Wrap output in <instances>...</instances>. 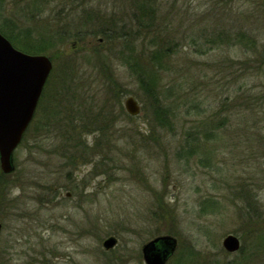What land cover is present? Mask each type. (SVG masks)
Listing matches in <instances>:
<instances>
[{
    "label": "rangeland",
    "instance_id": "1",
    "mask_svg": "<svg viewBox=\"0 0 264 264\" xmlns=\"http://www.w3.org/2000/svg\"><path fill=\"white\" fill-rule=\"evenodd\" d=\"M154 1L149 25L185 47L163 71L171 129L157 125L152 101L114 55L118 42L100 32L112 23L136 29L133 0H3L1 24L29 15L28 5L36 16L21 25L48 40L38 53L52 62L35 112L42 126L70 87L91 88L97 104L117 102L100 114L114 119L107 130L100 120L84 132L87 161L68 165L66 141L35 124L14 151L15 171L0 167V264H145L144 245L163 235L178 243L166 264H264L263 251L250 252L260 246L252 223L264 220V0ZM187 130L197 138L189 147ZM228 234L241 238L240 251L224 249ZM110 236L118 241L107 249Z\"/></svg>",
    "mask_w": 264,
    "mask_h": 264
},
{
    "label": "trees",
    "instance_id": "2",
    "mask_svg": "<svg viewBox=\"0 0 264 264\" xmlns=\"http://www.w3.org/2000/svg\"><path fill=\"white\" fill-rule=\"evenodd\" d=\"M152 1L155 2L154 0H133L134 5L136 7H140L137 14H135L136 16L132 18V22H134V24L138 22L137 25L139 26H136V29H134V26H132L131 24H127V27H118L119 25L117 23H112V25L110 26L116 27L115 29H111L109 24H107L108 26L107 28H105L106 30L100 29V32L108 39V41L118 42L119 46L116 54L114 55L116 57L118 56L122 64H124L131 70L132 76L136 79L139 88L143 90L145 94H147L146 96L152 101L153 112L155 114L157 125L171 129L173 125V119L176 118L175 114H170V104H162V102L160 101V98H162L163 96L167 98L166 94H164V88L166 86L162 87L161 84L164 79L163 71L170 70L173 67V65L171 64L173 58L172 55L174 53H179V51H182L183 49H185V47L181 45L177 46L175 42V35L170 36V32L166 33V31L161 33V31H158L156 28H153L152 25H149L151 18H154L152 17V15L154 13L155 7ZM0 7H3V0H0ZM27 7L28 8L26 9H29V11H31L29 15H27L26 12H23L25 14H21L22 11H20L17 12L18 18H13L14 16H8L4 24L0 23V31L18 49L23 50L27 53H44V49L46 48L44 44H46V42L48 41L46 40L45 33L40 30V32L37 33L38 35L32 37L29 29L25 30L24 26L21 25L25 23L28 24V22L33 21L34 17L36 16L34 15V11H32L28 5ZM139 13H142V15H139ZM144 15H146L148 22H146V20L144 21ZM19 17H21L24 22H20ZM227 35L226 37H230ZM243 35L244 34H238V41L241 38L244 39ZM76 36H78V33L76 34ZM190 44L193 45L192 47L195 52V49L198 45L195 41V38L191 40ZM198 51L200 53H205V50H196V52ZM70 77L71 76L69 75L68 78L70 79ZM82 84L86 85L85 83ZM49 88L50 87L48 86L47 89ZM70 88H68V91L62 90L64 92L62 96H65V100H62V98L59 99V101L62 103V105L59 106V109L61 107V112H57V115L54 113V118L51 117V121L50 118H47L45 126H42L39 123L40 121L35 116V122L33 121L34 123H31L30 127L23 137V140L29 139V134H31L30 131L32 129L31 126L35 124L39 129H41L42 127H46L48 133H52V128H54L52 137H54V139H64L66 141L64 144L65 147L63 156L67 159L68 165L76 162V159L78 158H81L82 160L86 159V161L89 159L87 156L89 149L87 146L88 142L83 137V134L87 129H89L88 131L92 130L91 126H94L95 129H98L100 120L102 121V123L99 125L103 126H100L99 129L102 132L107 130L112 125L114 119L108 117H102L101 119L100 114L103 113V109H105V111L108 110L114 112L113 110H110V107L114 108V104L117 102L116 99V102H114L113 106H111L109 105V102H105L109 99H104V104H97L95 103V100L96 98H98V95L95 96L96 94H93L94 92H91V88L84 91L70 90ZM107 88L117 89V87L115 88V84H110L107 86ZM168 89L173 90L174 86L170 85ZM46 94L47 92L44 93L45 96ZM113 97L116 98V94L113 95ZM117 97L119 98L118 94ZM56 105H58V102L56 103ZM104 105H106L107 107H105ZM63 112L69 114L70 117H66ZM51 113V115L53 116V112ZM51 115L47 117H50ZM54 124L56 125L54 126ZM56 128L60 132L56 133ZM196 134L199 135L198 133ZM184 137L185 143L183 144L186 147H189L191 145V140H193V138L197 139L195 137V134H192L190 130H187L184 133ZM183 144L180 145L179 149L181 157L184 152H186V149L183 148ZM188 152L191 153L193 151ZM78 153L81 154L78 155ZM3 181L0 180V187H2V191L4 192L7 183ZM255 208H257V206ZM259 219L261 220V217H259ZM259 219H254L255 221H253L252 223L253 229L260 232L257 235V237L260 239V246L254 250L250 249V252L254 255L259 252L261 253L262 251L264 252V229H256V224H260ZM251 253H249V255H251V258L249 259L253 258V255ZM249 255H247L246 257L244 256V258H247Z\"/></svg>",
    "mask_w": 264,
    "mask_h": 264
},
{
    "label": "water",
    "instance_id": "3",
    "mask_svg": "<svg viewBox=\"0 0 264 264\" xmlns=\"http://www.w3.org/2000/svg\"><path fill=\"white\" fill-rule=\"evenodd\" d=\"M51 68L48 56L20 51L0 32V167L4 173L15 169L14 150L35 114ZM125 107L131 115L140 111L132 96L126 98ZM117 241L115 236H110L103 245L109 249ZM175 244V238L169 235L149 241L143 247L145 261L147 264H165L175 250ZM223 246L234 252L239 249L240 241L235 235L228 234Z\"/></svg>",
    "mask_w": 264,
    "mask_h": 264
},
{
    "label": "flooded vegetation",
    "instance_id": "4",
    "mask_svg": "<svg viewBox=\"0 0 264 264\" xmlns=\"http://www.w3.org/2000/svg\"><path fill=\"white\" fill-rule=\"evenodd\" d=\"M233 235H235L238 239H239V241H240V247H239V249L237 250V251H235V252H231V253H236V252H238V251H240V249H241V247H242V241H241V238L238 236V235H236V234H233ZM172 236V235H171ZM173 237V236H172ZM242 237V236H241ZM175 238V237H174ZM175 240H176V244H175V250H176V247H177V245H178V243H177V239L175 238ZM222 244H223V242H222ZM224 247V246H223ZM174 250V251H175ZM173 251V252H174ZM143 260H144V262H145V259H144V257H143ZM145 264H147L146 262H145Z\"/></svg>",
    "mask_w": 264,
    "mask_h": 264
}]
</instances>
